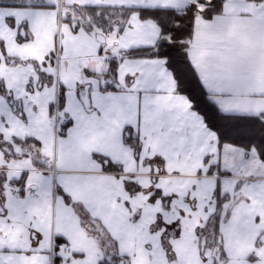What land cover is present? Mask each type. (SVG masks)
Wrapping results in <instances>:
<instances>
[{"label": "snow or ice", "instance_id": "6c2138e0", "mask_svg": "<svg viewBox=\"0 0 264 264\" xmlns=\"http://www.w3.org/2000/svg\"><path fill=\"white\" fill-rule=\"evenodd\" d=\"M0 264H264V0H0Z\"/></svg>", "mask_w": 264, "mask_h": 264}]
</instances>
